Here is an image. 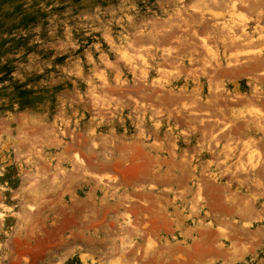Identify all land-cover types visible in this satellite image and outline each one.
Here are the masks:
<instances>
[{
  "label": "rangeland",
  "instance_id": "obj_1",
  "mask_svg": "<svg viewBox=\"0 0 264 264\" xmlns=\"http://www.w3.org/2000/svg\"><path fill=\"white\" fill-rule=\"evenodd\" d=\"M0 264H264V0H0Z\"/></svg>",
  "mask_w": 264,
  "mask_h": 264
},
{
  "label": "crops",
  "instance_id": "obj_2",
  "mask_svg": "<svg viewBox=\"0 0 264 264\" xmlns=\"http://www.w3.org/2000/svg\"><path fill=\"white\" fill-rule=\"evenodd\" d=\"M182 88L185 89V86H183ZM194 88H196V90L199 89V87H194ZM239 89H240V84L237 81L236 84L235 83L233 84V90L238 91ZM214 252H216L217 254H220L219 252L212 250L211 255H214L215 254ZM207 254L209 255V253H207Z\"/></svg>",
  "mask_w": 264,
  "mask_h": 264
}]
</instances>
